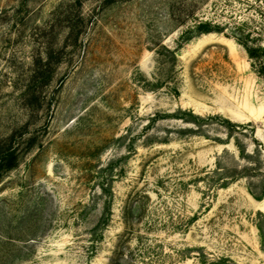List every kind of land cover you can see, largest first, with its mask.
Returning <instances> with one entry per match:
<instances>
[{"label":"rangeland","instance_id":"obj_1","mask_svg":"<svg viewBox=\"0 0 264 264\" xmlns=\"http://www.w3.org/2000/svg\"><path fill=\"white\" fill-rule=\"evenodd\" d=\"M236 28L264 41V0H0V264H264Z\"/></svg>","mask_w":264,"mask_h":264},{"label":"trees","instance_id":"obj_2","mask_svg":"<svg viewBox=\"0 0 264 264\" xmlns=\"http://www.w3.org/2000/svg\"><path fill=\"white\" fill-rule=\"evenodd\" d=\"M200 33L208 32H221L220 30H212L201 25L199 28ZM234 40L235 42L243 49L247 59L250 61L251 68L256 76L261 78L264 81V41L261 40L260 34L254 31H245L238 28L234 29ZM49 64V58L46 59L44 64L40 60L35 62V69L33 74L28 80L22 96L24 98H30L34 95L33 85L35 81L39 78L45 77V80L48 79V75H39V70L43 66ZM29 104V103H28ZM31 104V103H30ZM13 134H10L4 137L3 142L0 143V174L2 171L9 170L14 165L17 155L16 148L13 147ZM5 141V142H4ZM250 193L253 194V191L250 189ZM264 194V190L262 191Z\"/></svg>","mask_w":264,"mask_h":264}]
</instances>
